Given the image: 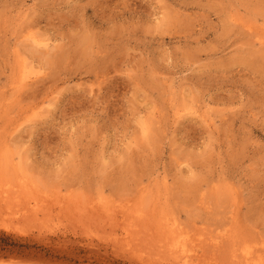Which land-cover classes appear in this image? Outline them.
Masks as SVG:
<instances>
[{
  "label": "rangeland",
  "instance_id": "obj_1",
  "mask_svg": "<svg viewBox=\"0 0 264 264\" xmlns=\"http://www.w3.org/2000/svg\"><path fill=\"white\" fill-rule=\"evenodd\" d=\"M232 260L264 264V0H0V264Z\"/></svg>",
  "mask_w": 264,
  "mask_h": 264
},
{
  "label": "snow or ice",
  "instance_id": "obj_2",
  "mask_svg": "<svg viewBox=\"0 0 264 264\" xmlns=\"http://www.w3.org/2000/svg\"><path fill=\"white\" fill-rule=\"evenodd\" d=\"M48 69L46 67V65H44L43 63L39 66H36L33 68V73L35 75H38V76H43L45 74V72H47Z\"/></svg>",
  "mask_w": 264,
  "mask_h": 264
},
{
  "label": "bare ground",
  "instance_id": "obj_3",
  "mask_svg": "<svg viewBox=\"0 0 264 264\" xmlns=\"http://www.w3.org/2000/svg\"><path fill=\"white\" fill-rule=\"evenodd\" d=\"M31 36H32V35H31ZM33 37H34V36H33ZM34 38H35V37H34ZM37 39H38V38H37ZM40 39H41V38H40ZM41 40H42V39H41ZM43 40H44V39H43ZM46 40H47V39H46ZM47 42H49V41L47 40ZM39 43H40V42H38L37 44H39ZM41 43L44 44L45 42H44V41H43V42L41 41ZM41 43H40V44H41ZM45 45H46V43H45ZM42 46H43V45H42ZM25 73H26V72H25ZM32 75H33V74H32ZM33 79H34V78H33ZM28 80H30V79H28ZM198 110H199V108H198ZM195 112H196V110H195ZM249 251H252V250L250 249ZM242 252H243V251H242ZM244 253H245V252H244ZM244 253H243V254H244ZM233 254H236V255H237V252L234 251ZM233 254H232V255H233ZM238 254H239V253H238ZM243 254H242V255H243ZM250 254H251V253H250ZM233 256L235 257V255H233ZM243 256L245 257V255H243ZM248 257L250 258V256H247V258H248ZM235 258H237V256H236ZM239 258H240V255H239ZM239 258H237V259H239ZM245 259H246V258H245ZM229 260H230V259H229ZM250 260H251V259H250ZM230 261H231V260H230ZM230 261H229V262H230ZM241 261H242V260H241ZM245 261H246V260H245ZM245 261H244V262H245ZM244 262H243V263H244ZM232 263L234 264L233 260H232ZM240 263H242V262H240ZM247 263L249 264L250 262H248V260H247ZM247 263H246V264H247Z\"/></svg>",
  "mask_w": 264,
  "mask_h": 264
}]
</instances>
